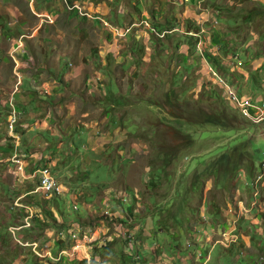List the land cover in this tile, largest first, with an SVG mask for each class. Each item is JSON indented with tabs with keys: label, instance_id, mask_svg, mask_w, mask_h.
Returning <instances> with one entry per match:
<instances>
[{
	"label": "rangeland",
	"instance_id": "1",
	"mask_svg": "<svg viewBox=\"0 0 264 264\" xmlns=\"http://www.w3.org/2000/svg\"><path fill=\"white\" fill-rule=\"evenodd\" d=\"M224 82L264 112V0H0V264H264Z\"/></svg>",
	"mask_w": 264,
	"mask_h": 264
},
{
	"label": "built area",
	"instance_id": "2",
	"mask_svg": "<svg viewBox=\"0 0 264 264\" xmlns=\"http://www.w3.org/2000/svg\"><path fill=\"white\" fill-rule=\"evenodd\" d=\"M224 87L226 90L225 98L234 104V108L242 117L250 120L252 123H261V125L264 126L263 107H258L256 102H253L251 98L236 93V91L230 88L226 82H224ZM52 184L53 182L50 178H44L41 187L45 190H49L52 187Z\"/></svg>",
	"mask_w": 264,
	"mask_h": 264
}]
</instances>
